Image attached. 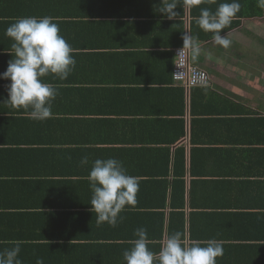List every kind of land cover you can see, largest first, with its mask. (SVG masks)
<instances>
[{
	"label": "crops",
	"instance_id": "obj_1",
	"mask_svg": "<svg viewBox=\"0 0 264 264\" xmlns=\"http://www.w3.org/2000/svg\"><path fill=\"white\" fill-rule=\"evenodd\" d=\"M249 1L239 0L240 11L245 9L247 16L236 15L232 22L238 23L230 24L221 31V35H226L232 41L228 49L215 44L212 34L201 30L194 21L201 51L195 61L189 54V62L205 70L210 82L206 87L188 91L173 80L170 82L175 61L174 49L179 47L176 43L180 41L181 34L184 35L187 31L191 34V21L199 16L201 8H210L214 12L218 3L230 0H216V3L206 0L195 8V15H191L188 8L182 9L178 5L174 9L178 16L172 20L155 11L160 0H104L97 4H87V7L107 10L106 13H109L102 18L88 17L85 19L87 24L83 20L76 21L72 15L54 17L60 28V35L75 50L76 65L65 80H59L51 74L43 78L45 83H50L57 89L58 95L52 103L54 115L47 119L49 128L38 130V135L32 137L35 141L47 139L50 143L47 146L52 148H86L101 155L100 159L116 158L123 162L127 172L135 173L163 168V157L148 159L145 157L147 150L164 153L161 149L167 147L170 153H174L177 147H183L186 157L184 237L189 242L205 241L202 240L203 236H209L207 240L214 238L219 241L224 252L217 257V264H264V182L259 183L264 180L257 175L249 177V174L225 177L227 172H247L249 168L256 171L260 166L264 169V157L256 161L254 157L246 158V161L242 157L238 158L237 151L249 147H237L236 144H242L239 141L232 143L234 147L228 146L230 143H223L225 135L230 134V129L220 121L224 116L223 110L229 104L235 105V110L237 109L236 113L229 115L231 118L242 116L237 114L240 107L264 116V2L260 15L254 16L253 9L257 5L249 4ZM33 6L35 10L32 12V6L26 2L16 4L9 0H0V55L11 56L12 49L7 47L11 46L12 40L5 35L10 24L20 17H42L41 13H47L48 7H51ZM8 62L2 64L5 65L4 69ZM9 83L10 81L6 84ZM181 95L184 103L182 118L185 134L175 143L165 145L176 135V130L170 128V122L176 120L177 117H171L177 115H172L174 113L171 111L178 108L179 104L176 103L180 101ZM192 96L195 110L200 112L194 115L200 121L199 142L195 145L190 142L189 104ZM8 125L10 126L9 122L0 117V127H6L5 132L21 134V131H28L27 128L21 130L19 124L12 129ZM33 131L34 129H29L31 133ZM191 148L196 150V177H192L189 171ZM226 148L233 150H229V153L225 151L224 154L223 149ZM93 153L89 154V163L84 165L89 170L91 162L96 159ZM13 168L21 170L20 166ZM79 178L87 181L78 185L72 181L68 198L64 197L60 186L51 188L57 183L40 181L33 183L36 185L33 187L40 190L38 194L33 193L28 198H18L12 194L11 197L15 199L9 198L7 202L18 205L27 202L40 206L36 209L40 213L30 214H61L63 210L70 213L83 212L76 210L81 208L80 204L91 199V191L87 177ZM192 178H196L197 203L218 209L213 212L225 210V205L233 203L238 206L249 204L250 208H242L245 212L263 215L246 219L247 224H242L243 221L236 224L230 222L226 228L227 223L223 224L225 221L220 218L206 220L199 212L201 209L189 207ZM213 180L222 183L216 184ZM228 180L230 183L226 184ZM45 189L47 192H44ZM169 212L168 192L163 210L162 239H157L156 236L151 238L153 243L150 247L153 251H158V247L167 237ZM6 214L14 217L13 212ZM189 217L195 224L194 234L199 237L189 235ZM12 218L0 221V237L7 238L0 239V251L11 248L14 242L19 241V258L22 264H36L38 257L43 258L44 264H83L82 261L86 264H124L123 252L131 247L128 241H112L108 237L117 233L114 227L107 223L99 226L87 223L82 225L77 223L79 216H70L68 230L62 226L67 221L63 220V216L46 215V219L50 220H33L27 223L15 221L17 225ZM158 223L159 219L157 223L151 224L155 235H159ZM128 228L130 231L126 234L133 236L136 227L128 225ZM64 230L69 232V236L84 234L85 241L77 247L66 246L67 241L62 239ZM230 230L237 233L235 239L216 237ZM37 234L53 237L37 241ZM78 242L80 241L70 243L80 244ZM83 244L86 246L82 247ZM51 249L58 250L52 252ZM91 250L95 254V260L90 255Z\"/></svg>",
	"mask_w": 264,
	"mask_h": 264
},
{
	"label": "trees",
	"instance_id": "obj_2",
	"mask_svg": "<svg viewBox=\"0 0 264 264\" xmlns=\"http://www.w3.org/2000/svg\"><path fill=\"white\" fill-rule=\"evenodd\" d=\"M11 2H15L16 4L24 3L30 4L32 6V12L35 10L33 5H47L51 6L48 7L47 13H41L42 17L44 15H48L51 17H70L71 15L75 17L76 21H85L88 17L90 18H102L107 17L109 13H106L107 10H101V9H93L90 7H87V4H97L104 0H9ZM249 1V0H246ZM264 0H252L249 1V4L257 5L256 9H253L252 15L259 16L261 13V6L263 4ZM197 7V6H196ZM192 7L190 9L191 15H195V8ZM72 8V9H71ZM76 8V9H75ZM245 9L243 12L239 11L237 13V17L247 16L245 14ZM33 14V13H32ZM40 15V13H37ZM38 16V15H34ZM193 18V17H192ZM78 19V20H77ZM74 20V21H75ZM194 18L191 21L190 29H191V35L194 37H197L199 39V36L197 35L195 28H194ZM70 24L69 22H67ZM238 21H234L231 24L236 25ZM76 24V23H74ZM84 24H87L85 21ZM85 26V25H84ZM183 34H181L180 41L176 43L178 46H183V40H182ZM5 48V45L3 46ZM7 48H11V46H8ZM11 50V49H10ZM1 51V50H0ZM5 53V52H3ZM2 54V52H0ZM8 55V54H7ZM7 55H0V73H3L6 69L3 67L5 65H2L4 62H8L7 59L11 56ZM9 58V60H10ZM6 60V61H5ZM171 76V74H170ZM172 79H170V82ZM2 83V84H1ZM8 80L0 79V117H3L6 119L10 126L8 125L9 129H12L13 127L16 128V126L19 124V128L22 129H28V131H21V134H9L10 132H5L6 127L1 128L0 127V221L9 220L10 217L6 213H14V217L12 220H14V223L16 222H31L33 220H50L46 219V215H52L53 216H63V220H67L66 222H63V227H65V230L69 229V221L70 216L74 215L76 217H80V219H77V223L79 224H91V225H97L96 223V213L91 212L90 208L91 205H89L90 200H88L86 203H82L81 208L77 209L76 211H83V212H63L61 214H30L34 213L40 210H36L38 207L36 204H29L27 202L18 204H9L7 201H9V198L11 200L15 199L14 197H11L12 194L17 196L18 198H28L32 196L31 194H38L39 189L34 188L33 186H36L33 184L34 182H50L49 184H53V182L57 184H53L51 188H56L60 186L63 191V195L65 198L69 197V190L72 188L73 182L78 184H83L87 180L80 179L79 177H88L89 175V169L86 167L80 165V160L83 156H87L88 159H90L89 154L93 153L92 151L86 149V148H76V149H58V148H52L50 143L45 140H32V137H35L38 135V130H43L49 128V123H47V120L45 121H34L31 118H29L25 110L20 109L16 110L8 106L7 103H3L7 99V84ZM193 89V88H192ZM182 94V93H181ZM182 95L180 97V101L176 103L178 105V108L171 111L172 115H177L172 118H176V120L171 121L172 124L170 128L176 130V135L169 141H167L165 145H169L172 143H175L177 140H179L182 136L185 134L184 130V103L182 101ZM190 114H191V127H190V142L192 145H195L197 142H199V126L200 123L199 119L194 118V115L199 114L197 110H195V101L193 99V96L190 99ZM240 107V106H239ZM226 109L223 110L224 116H222V119L220 120L222 123H224L225 126L230 129V134H226L223 140V143L225 144H231L228 146L234 147L232 144L233 142H242V144H236L238 147H249L245 150H238L237 151V157H242L243 160L246 161V158L254 157L255 161L257 159H260L264 157V116H258L257 113H253L250 110H244L240 107V110L237 114H242L240 117L232 116V118L229 116L230 114L236 113L237 109L235 110V105L229 104V106L225 107ZM245 114V116H243ZM228 115V116H225ZM229 117V118H227ZM8 119L12 120L10 122ZM17 124V125H16ZM29 129H34V131L31 133L29 132ZM233 132V133H232ZM164 145V144H163ZM232 151V148H226L223 149V153L225 151ZM161 151H164V153H154L150 150H147V154H145V157L149 158H162V166L163 168L159 169H151L149 171H141L138 173H135L134 171L128 172V174L133 175L138 178L139 181V191L136 194V200L137 203L135 206H126V208L119 214L122 219L118 218V223L114 227L117 233L111 234L108 237L112 240H118V241H125L130 242L132 239H134V236H131L129 234H126V232H129L130 229L128 228V225L138 227H144L148 230L149 238H154V236L157 237V239H162V226H163V210L166 207L168 192H169V207L170 212L168 216V223H167V236L170 235L173 232L180 231L183 233V236L185 234V172H186V157H185V149L183 147H177L174 151V153H170L169 149L162 148ZM166 152V153H165ZM196 150L194 148H191V152L189 154V171L190 175L192 177L194 174L197 173L195 171L196 164L194 153ZM95 154V153H93ZM96 155V154H95ZM101 158V155H96L95 157ZM105 159V158H104ZM107 159V158H106ZM264 161V160H263ZM262 162V161H261ZM21 167V170H17L13 167ZM85 170V171H83ZM252 168H249V171L247 172H227L225 173V177H232L233 175L239 176V175H250L249 177L253 176L256 177H262L261 179L264 180V169L262 166L258 167L256 171H251ZM169 178L170 181H169ZM196 179V178H194ZM192 178L190 182L189 187V207L191 209H201L199 212L207 218L206 220H210V218H220V220L225 221L223 224H226L225 228L227 227L230 222H234L236 224L237 222L243 221L242 224H247L246 219L262 216L263 214H252L251 212H245L246 210H243L242 208H250L251 205L244 204V205H236L233 203H230L228 205H225L227 208L222 209L219 212H213L217 211L218 209L208 208L207 204H201L197 203L195 197H196V190L197 187H195L196 182ZM222 180L223 178H219ZM229 179V178H228ZM73 181V182H72ZM207 181V180H205ZM216 181V184L222 183V181L213 180ZM264 182L260 181L259 183ZM225 183V182H224ZM230 183V180L226 182V184ZM251 183V182H250ZM44 184H42L43 186ZM76 185V188H77ZM41 186V187H42ZM227 188V187H226ZM46 190V189H45ZM142 192V194H139V192ZM44 192H47L44 191ZM140 197V199H138ZM251 202H254L255 200H249ZM46 207H48V204H45ZM69 206V205H64ZM228 206H234V208H228ZM220 207V205H218ZM9 209V210H8ZM10 211V212H9ZM210 211V212H205ZM40 213V212H37ZM72 214V215H71ZM38 215V216H37ZM192 215V213H190ZM37 216V217H36ZM44 216V217H43ZM157 217V218H156ZM62 218V217H61ZM159 219V228L157 231L159 232V235L153 234L155 230L151 228V224L157 223V220ZM16 221V222H15ZM150 224H149V222ZM189 235L191 237H199L194 234V221L191 217H189ZM198 223V222H197ZM105 224V223H103ZM17 225V224H16ZM151 228V233L150 229ZM64 230V231H65ZM69 232L65 231L62 233V239L67 241L66 246L71 245L72 247L80 246L83 241H85V235H77V236H69ZM150 233V234H149ZM33 235V234H32ZM237 233L233 230L228 231V233L223 234L221 236H216L217 238H223L227 240H232L236 238ZM49 237L53 236H47V235H41L37 234L35 237L38 240L48 239ZM209 236H203L202 240H207ZM60 238V237H58ZM0 239H7L0 237ZM76 239V240H75ZM11 240V239H10ZM13 240V239H12ZM80 241L78 243L80 244H73L70 243L72 241ZM223 241V240H221ZM64 242V241H63ZM45 244V243H43ZM63 245V244H62ZM42 246V245H39ZM57 245V247H59ZM86 246V244H83L82 247ZM49 248V246H47ZM64 248V246H63ZM160 247H158L159 250ZM52 252L56 251L58 249H51ZM63 252L64 249H61ZM90 255L95 260V254L93 253V250L90 251ZM83 264H86L82 261ZM124 263V262H122Z\"/></svg>",
	"mask_w": 264,
	"mask_h": 264
},
{
	"label": "clouds",
	"instance_id": "obj_3",
	"mask_svg": "<svg viewBox=\"0 0 264 264\" xmlns=\"http://www.w3.org/2000/svg\"><path fill=\"white\" fill-rule=\"evenodd\" d=\"M206 0H160L156 12L172 20L178 16L174 11L178 5L183 8L199 6ZM216 3V0H210ZM241 9L239 0L218 3L213 12L210 8H201L195 17L196 25L206 33H211L215 44L228 49L232 41L221 35ZM12 40L8 66L0 79L8 80L7 103L9 107L25 110L34 121H45L53 117L52 103L58 95L57 89L43 78L49 74L65 80L75 68L74 49L60 35V28L51 16H26L17 18L5 30ZM182 49H187L191 59L197 60L201 51L200 42L187 31L182 36ZM180 50V51H181ZM179 51V52H180ZM89 159L83 156L80 165H87ZM91 191L90 211L96 213V223L117 225L119 214L126 206H135L139 191L138 178L128 174L123 162L116 158L100 159L91 162L87 177ZM131 247L124 250V264H217V257L223 255L222 244L214 238L206 241L191 240L176 231L168 235L158 251L150 245L148 230L138 227ZM20 242H14L11 248L0 251V264H22L19 258ZM36 264H44L43 258H37Z\"/></svg>",
	"mask_w": 264,
	"mask_h": 264
},
{
	"label": "built area",
	"instance_id": "obj_4",
	"mask_svg": "<svg viewBox=\"0 0 264 264\" xmlns=\"http://www.w3.org/2000/svg\"><path fill=\"white\" fill-rule=\"evenodd\" d=\"M181 49L182 46L174 49L175 61L172 70L173 82L182 86L186 91L192 88L208 86L210 82L208 73L198 66L191 64L189 62L188 50Z\"/></svg>",
	"mask_w": 264,
	"mask_h": 264
}]
</instances>
